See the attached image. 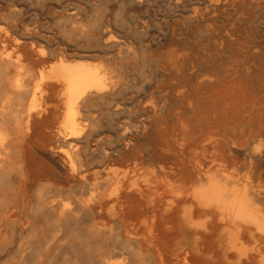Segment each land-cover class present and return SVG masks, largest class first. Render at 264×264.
<instances>
[{
    "label": "bare ground",
    "instance_id": "bare-ground-1",
    "mask_svg": "<svg viewBox=\"0 0 264 264\" xmlns=\"http://www.w3.org/2000/svg\"><path fill=\"white\" fill-rule=\"evenodd\" d=\"M25 44L19 40L14 51H0V247H14L20 227L17 247L23 263L31 246L32 219H43L47 210L54 212L58 206L47 198V192L54 190L51 181L40 182L33 194L27 191L24 152L34 122L48 116V101L58 102L53 115L60 123L59 151H68V147L61 146V141L68 140L74 149L82 148L85 125H80L86 109L93 99L104 97L112 88L109 68L106 70L102 63L59 59L48 68L38 69L37 64H45L49 58V50L36 51L32 43L31 59L21 52ZM219 45L214 44L219 52L231 50L228 65L216 54L164 60L163 66H171L173 78L165 89L155 90L143 84L131 96L125 92L124 104L115 105L107 127L110 134L106 158L111 165L108 189L97 188L79 202L82 211L107 208L99 214L113 222L110 233L119 242L110 255L103 256V264H128L134 260L140 264H264V66L258 61L247 63L263 59L264 53L251 52L244 61L246 46L235 42ZM209 58L219 65L204 73L201 70ZM122 69L125 72V67ZM194 79L196 82L189 84ZM120 115L124 117L121 122ZM71 169L76 171L75 164ZM208 173L211 174L207 176ZM15 179L20 183L18 189ZM70 211L66 204L56 216L61 219V214ZM39 226L42 224L37 230ZM40 230L43 233V227ZM115 255L119 257L115 259Z\"/></svg>",
    "mask_w": 264,
    "mask_h": 264
},
{
    "label": "rangeland",
    "instance_id": "rangeland-1",
    "mask_svg": "<svg viewBox=\"0 0 264 264\" xmlns=\"http://www.w3.org/2000/svg\"><path fill=\"white\" fill-rule=\"evenodd\" d=\"M37 1L41 5L37 4ZM263 5L264 0H0L1 52L14 51L19 40H22L26 44L22 46L21 52L31 59L33 57L30 52V44L35 43L36 51H39L40 48L49 50V58L45 64H37L38 69L44 68V66L48 68L59 59L70 62H85L91 65L102 63L106 70L109 68L107 71L111 77L110 86L112 87L104 97L93 99L86 109V117L82 122L83 125H80L81 127L85 125V128L83 127L84 139L80 140L82 148L74 149L73 145H69L70 141L68 140L61 141V146L68 147L66 148L68 151H59L58 131L60 123H57L53 115L54 108L58 105V102L54 100L48 101L46 111L48 116L43 120L34 122L33 133L26 141L24 152L28 171L27 191L29 194H33L41 185L40 182L51 181L54 187L51 190L54 189L55 192L54 190H49L47 195L53 194L52 192L56 195L57 189L61 193L57 192L59 196L56 195L55 198H53L54 194L48 195L47 198L55 206H58H56L54 209L56 211L54 212L53 210L46 211L45 218H43L44 221L39 218L38 221L35 217L32 219V241L29 244L31 246H29V252L24 263L19 260L20 256L17 247L21 240V228L19 227L15 246L0 247V254L2 253L0 255V264H38L39 260V264H103V256L110 255L119 242L118 238L116 239L110 233V227L113 222L105 214H99L102 211L105 213L107 208L89 212L82 211L79 208V202L82 198H89L97 188L108 189L111 165L106 158L108 149L106 140L110 134L107 129L109 128L111 113L115 105L117 103H125L124 94L127 93L128 96H131L134 90L147 84L148 87L155 90L165 89L164 87H167L173 81V78L170 76L171 66L164 67V60L186 59L194 54H197V56L216 54L221 57L222 61H227L226 64L228 65V60L231 56L229 52L231 50L226 48L225 50L221 49V52H219L214 44H220L219 46L223 47L222 45H228L230 42L247 47V49H244L243 59L241 58L244 61H247L246 56L251 52L260 51L264 53ZM122 20L125 21L121 23ZM123 23L126 24V27L123 26ZM121 27L125 28L121 29ZM121 30L123 31L121 32ZM130 33H134V35L130 36ZM135 33L140 34L135 36ZM109 35H112L111 39ZM113 37L114 39L112 40ZM75 43H78V47ZM139 43L140 45H138ZM142 43L144 44L141 45ZM119 48H122V50L120 51ZM119 51L123 55H120ZM55 52L56 54H54ZM263 59H252L247 63L248 65H253L258 61L259 65L264 66ZM142 60L144 62H141ZM141 63L143 64L141 65ZM218 65L219 62L215 65L213 58H209L201 71H204V73L211 72L213 69L218 68ZM124 67L125 72L122 69ZM144 68L146 69L144 70ZM189 70L190 67L187 66L186 72L188 73ZM130 71L133 72L131 73ZM128 75L130 76L128 77ZM142 75L145 76V79L142 78ZM122 76L126 78L123 79ZM160 78L165 80L161 82ZM194 82H196L195 79L193 81L190 80L189 84ZM108 116L110 119L107 118ZM123 118L120 115L119 121L121 122ZM94 123L98 126L95 127L96 131L98 128L97 132L93 129ZM93 132L96 133L94 134ZM141 143L148 145L146 140H142ZM71 152L72 154H70ZM72 164H75L76 171L71 169ZM97 173L99 175L101 173V175L98 176ZM210 174L208 173L207 176ZM15 186L17 189L20 186L18 179H15ZM57 187H60L61 190ZM51 196H53V200ZM59 203L61 204L59 205ZM66 204L70 206L71 211L65 215L61 214V219H59L56 216V212L60 209L62 210V207ZM13 219H16V216ZM38 224H42V226H39L37 230ZM40 227H43V233ZM84 233L87 234L86 237ZM115 239L116 241H113ZM112 245L115 246L112 247ZM87 246L91 248L89 249ZM118 257L115 255L114 258ZM128 264L140 263L134 260Z\"/></svg>",
    "mask_w": 264,
    "mask_h": 264
}]
</instances>
